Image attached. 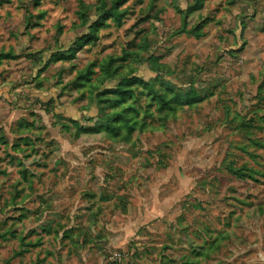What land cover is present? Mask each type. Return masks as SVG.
Segmentation results:
<instances>
[{"label": "rangeland", "instance_id": "rangeland-1", "mask_svg": "<svg viewBox=\"0 0 264 264\" xmlns=\"http://www.w3.org/2000/svg\"><path fill=\"white\" fill-rule=\"evenodd\" d=\"M257 210L264 0H0V264H264Z\"/></svg>", "mask_w": 264, "mask_h": 264}, {"label": "crops", "instance_id": "crops-1", "mask_svg": "<svg viewBox=\"0 0 264 264\" xmlns=\"http://www.w3.org/2000/svg\"><path fill=\"white\" fill-rule=\"evenodd\" d=\"M255 213L262 216L263 219L260 221V219L256 218V216H255L256 220L258 221L257 222L258 225L256 224V221H253L252 222V231H253V233H255L256 237L258 238V242H257L258 247H263L264 246V241H263V239H264V211H258L257 210ZM253 243H255V242L253 241ZM262 244H263V246H262ZM260 251H261L260 253H261L262 258H258V259L264 260V247L261 248Z\"/></svg>", "mask_w": 264, "mask_h": 264}, {"label": "trees", "instance_id": "trees-1", "mask_svg": "<svg viewBox=\"0 0 264 264\" xmlns=\"http://www.w3.org/2000/svg\"><path fill=\"white\" fill-rule=\"evenodd\" d=\"M138 81L139 82H143L141 79H138ZM188 92V91H187ZM187 92H183V91H180V89H179V91H176V92H174V97H173V99H172V102L174 103V105H176V104H178V97H179V94H183L185 97H186V100L184 101V103L186 104V105H190V103H191V96L189 97V93H187ZM124 93V92H123ZM122 93V94H123ZM177 93V94H176ZM172 103V104H173ZM106 126V125H105Z\"/></svg>", "mask_w": 264, "mask_h": 264}]
</instances>
